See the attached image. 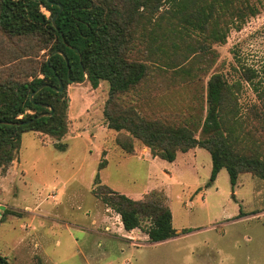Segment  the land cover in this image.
Segmentation results:
<instances>
[{"label":"rangeland","instance_id":"obj_1","mask_svg":"<svg viewBox=\"0 0 264 264\" xmlns=\"http://www.w3.org/2000/svg\"><path fill=\"white\" fill-rule=\"evenodd\" d=\"M22 40L27 39L15 37L11 44L0 31V63L8 59L5 49L23 47ZM213 47L218 55L208 72L205 61L180 75L143 51L151 68L133 94L138 110L171 121L188 113L204 118L212 73L233 82L247 65L264 77V5ZM30 51L32 58L45 57L46 50ZM242 83L240 100L246 106L257 97L246 80ZM67 91L68 133L57 140L25 132L17 159L0 169V252L12 264H264V179L242 173L233 186L223 168L209 184L212 157L202 147L180 152L173 162L142 159L152 153L137 140L136 151L127 153L117 139L128 132L108 128L104 116L109 82L93 87L85 79ZM102 161L105 167L99 169ZM98 176L134 199L162 193L178 235L152 242L139 228L126 230L121 216L94 195Z\"/></svg>","mask_w":264,"mask_h":264},{"label":"trees","instance_id":"obj_2","mask_svg":"<svg viewBox=\"0 0 264 264\" xmlns=\"http://www.w3.org/2000/svg\"><path fill=\"white\" fill-rule=\"evenodd\" d=\"M263 5L264 0H0V31L11 44L15 37L27 39L23 47H7L8 59L0 63V169L17 159L25 132L57 140L68 133V85L87 79L93 87L109 82L104 116L108 128L128 132L117 139L127 153L136 151L137 140L153 156L173 162L179 152L202 147L212 157L209 184L223 168L233 186L242 173L264 179V77L258 69L244 65L242 76L233 82L223 73H212L204 118L194 113L179 121L148 117L133 99L151 68L141 57L143 51L179 75L191 74L195 64L201 67L205 61L208 72L218 55L213 45L225 43L231 29H240ZM35 48L46 50L43 59L32 58ZM60 80L61 91L46 86L31 98L43 84L60 87ZM242 80L257 97L246 106L240 100ZM42 104L52 106L53 112L36 118L51 111ZM66 145L57 144L61 149ZM96 186L94 195L121 216L126 230L139 228L152 242L178 235L162 193L134 199L99 176ZM0 264L12 263L0 252Z\"/></svg>","mask_w":264,"mask_h":264},{"label":"water","instance_id":"obj_3","mask_svg":"<svg viewBox=\"0 0 264 264\" xmlns=\"http://www.w3.org/2000/svg\"><path fill=\"white\" fill-rule=\"evenodd\" d=\"M61 10H62V5H60V11H61ZM60 11L57 12V13L54 15V17H53V22H54V24H55L56 17H57L58 14L60 13ZM56 52H59V53H62V54H63V52H61L60 50H55L53 53H56ZM53 53H52V54H53ZM63 55L66 57L65 54H63ZM49 57H50V55H49ZM66 60H67V62H68V59H67V58H66ZM80 82H82V81H80ZM46 86L53 87L54 89H56V90H58V91H61V90L63 89V87H64L63 82H62L61 80H60V87L52 86V85H50V84H43V85H41L40 87H38V88H37V89L31 94V98L35 95V93H36L39 89H41L42 87H46ZM42 105H44V106H48L49 108H51V111H50V112L41 113V114L37 115L36 118H40V117H42V116H48V115H51L52 112H53L52 106L47 105V104H42Z\"/></svg>","mask_w":264,"mask_h":264},{"label":"crops","instance_id":"obj_4","mask_svg":"<svg viewBox=\"0 0 264 264\" xmlns=\"http://www.w3.org/2000/svg\"><path fill=\"white\" fill-rule=\"evenodd\" d=\"M147 148H149V147H147ZM197 148V147H196ZM196 148H193V149H191V150H189L188 152H190V151H192V150H194L195 152H196ZM150 149V148H149ZM180 153V152H179ZM178 153V154H179ZM151 158V163L156 159V158H158V156H153L152 154H150V156H145L144 158H142V159H150ZM177 158H178V155H177Z\"/></svg>","mask_w":264,"mask_h":264}]
</instances>
